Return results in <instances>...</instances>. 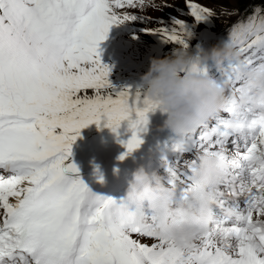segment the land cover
<instances>
[{
	"label": "snow or ice",
	"instance_id": "obj_1",
	"mask_svg": "<svg viewBox=\"0 0 264 264\" xmlns=\"http://www.w3.org/2000/svg\"><path fill=\"white\" fill-rule=\"evenodd\" d=\"M149 4L0 0V264H264V114L230 104L164 146L175 158L162 156L164 178L180 200L192 191L201 154L215 157L224 174L212 200L221 215L184 250L138 229L122 200L91 192L68 162L81 130L93 124L117 134L127 122L132 134L120 160L143 143L139 133L159 103L139 89L108 94L111 69L99 45L112 26L136 18L118 9ZM186 8L196 22L215 15L191 0ZM172 24L148 32L186 49V22ZM228 43L243 59L226 64L217 85L239 95L242 70L264 66V5L231 28ZM191 71L209 76L205 64ZM190 153L195 158L181 164ZM154 228L153 220L147 230Z\"/></svg>",
	"mask_w": 264,
	"mask_h": 264
},
{
	"label": "clouds",
	"instance_id": "obj_2",
	"mask_svg": "<svg viewBox=\"0 0 264 264\" xmlns=\"http://www.w3.org/2000/svg\"><path fill=\"white\" fill-rule=\"evenodd\" d=\"M239 57V51L225 42L198 56L179 50L174 58L152 59L141 77V87L149 100L158 101L159 111L166 117L162 130L175 137L190 135L230 104L264 114V66L242 70L244 84L239 95L226 92L209 76L191 71L193 64L210 63L222 73L226 64L239 65ZM218 164L215 157L201 154L192 191L184 200L176 197L164 177L143 167L135 169L122 201L136 227L177 249L190 248L194 238L206 234L212 223V200L219 199L216 189L224 182ZM153 220L155 228L148 231Z\"/></svg>",
	"mask_w": 264,
	"mask_h": 264
},
{
	"label": "bare ground",
	"instance_id": "obj_3",
	"mask_svg": "<svg viewBox=\"0 0 264 264\" xmlns=\"http://www.w3.org/2000/svg\"><path fill=\"white\" fill-rule=\"evenodd\" d=\"M126 88L130 89V90H141L140 93L141 95L145 94V90H143L144 88L141 87V81H136L135 83L129 84L127 86H125ZM113 91H115V89H112ZM103 127V123L99 126V128ZM97 127V125L93 126H88L85 129H82L79 135V138L75 141V144L81 142L82 140L86 139L87 137L90 136V134L93 131H96L99 129ZM113 137H115V134H111L110 138L113 139ZM161 139V143H163L164 141ZM72 150V148H71ZM144 154L146 156H149V153L147 152V149L145 150ZM153 155V154H150ZM145 161L144 156L141 153H138L136 155H128L126 156L123 160L114 163V164H110L106 167H102V168H98L95 169L93 171H91L90 168L88 167H81V166H76L78 168V170H86L87 174L82 175V181L83 183L89 188V190L91 192H93L96 187L98 186V181H101L102 178L104 179V185H107L106 183H115L116 180L118 178H120L123 182H124V186L127 182L126 179H128V177H125L124 171L125 169H132L135 170L138 168V166L136 165L137 163H141L143 164ZM86 163L88 162V159L85 161ZM84 172V171H82ZM117 174L116 176H114V174ZM110 177H112L111 179H109ZM241 203V208L243 207V200L241 198L240 200ZM221 214H219L220 216ZM218 216V218H219Z\"/></svg>",
	"mask_w": 264,
	"mask_h": 264
},
{
	"label": "rangeland",
	"instance_id": "obj_4",
	"mask_svg": "<svg viewBox=\"0 0 264 264\" xmlns=\"http://www.w3.org/2000/svg\"><path fill=\"white\" fill-rule=\"evenodd\" d=\"M199 1H201V2H203L206 6H207V8H209V9H211V10H214V9H216L217 7H219L220 5H225V6H229V5H231V4H234V6L233 7H236L237 8V6H238V3H241L242 1H244V0H199ZM248 1V0H247ZM171 5H173V6H176V5H181V1L180 0H175V1H173L172 2V4ZM171 10H170V12H172V13H176V10L174 9V8H170ZM232 11H234V9L232 10ZM140 13H141V10H140ZM149 14V12H145V14ZM158 12L157 13H155V15H150L149 17L151 18V20H152V22H153V19H156L157 21H162L163 23L161 24V23H158V22H156V23H154L153 22V25L155 26V27H159V28H161V27H164L165 25H164V23H165V21H163L162 20V18L158 15ZM142 15H139V17H141ZM210 18H213V15L212 16H210ZM223 20H225L224 18H223ZM152 28H153V26H152ZM154 38V40L156 39V37H153ZM141 49V50H140ZM131 50L132 51H135V53L136 54H138V56L137 57H140V52L143 50V48L142 47H131ZM240 56H241V54H240ZM115 89V88H114ZM121 90H124V89H128V88H126V87H122V88H120ZM143 90H145V89H143ZM133 91H136V90H133ZM141 91V90H140ZM90 126H93V125H90ZM85 129V128H84ZM174 158H171L170 159V161H172ZM145 238H140V240H142V241H145L144 240ZM145 242H147V243H153V240L152 239H148L147 241H145Z\"/></svg>",
	"mask_w": 264,
	"mask_h": 264
},
{
	"label": "water",
	"instance_id": "obj_5",
	"mask_svg": "<svg viewBox=\"0 0 264 264\" xmlns=\"http://www.w3.org/2000/svg\"><path fill=\"white\" fill-rule=\"evenodd\" d=\"M160 116H161V112L159 110L155 111L154 113H149L148 114V123L146 125V129H145V131H143V132H141L139 134H141V135L144 134V136L145 137H148V138L149 137H152L153 136V133H152V127L151 126L153 125L154 122H156L159 119ZM120 127L123 128V131L124 132H129V130H128V124H127L126 121L125 122H122L121 125H120ZM111 134H113L111 132V130H107L106 129V130H102L101 133H98L96 136L103 135L104 137H108ZM96 136H94V138L98 139ZM105 141L108 142V139H105ZM84 144H85V141L82 143V146H84ZM98 156H100L101 158L106 157V156H108L110 158H113V159L115 158L112 154H109L108 152H107L106 155H101L100 152H98ZM101 158H99V161L100 162L103 161V159H101ZM97 162H98V159H97Z\"/></svg>",
	"mask_w": 264,
	"mask_h": 264
},
{
	"label": "trees",
	"instance_id": "obj_6",
	"mask_svg": "<svg viewBox=\"0 0 264 264\" xmlns=\"http://www.w3.org/2000/svg\"><path fill=\"white\" fill-rule=\"evenodd\" d=\"M249 1V0H248ZM247 0H244V1H242L241 3H239L241 6H243V5H245L247 2H248ZM260 4L261 5H264V0H260Z\"/></svg>",
	"mask_w": 264,
	"mask_h": 264
}]
</instances>
